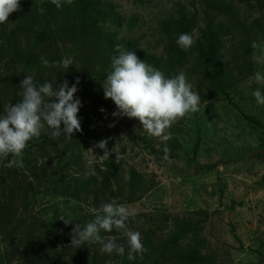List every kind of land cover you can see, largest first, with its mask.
<instances>
[{"label":"rangeland","instance_id":"374dc122","mask_svg":"<svg viewBox=\"0 0 264 264\" xmlns=\"http://www.w3.org/2000/svg\"><path fill=\"white\" fill-rule=\"evenodd\" d=\"M110 1L121 18L118 24L106 23L105 29L115 32L117 40H138L140 50L164 59L168 42L164 23H176L182 12L191 14L194 40L205 25L204 0ZM226 1L234 5L236 17L244 23L254 21L264 26V4L256 0ZM216 14L230 29L220 36V47L223 68L233 85L226 94L204 100L201 91L210 83L203 77L198 53L189 51L180 71L199 93L201 103L197 112L187 114L167 130L168 141L150 137L137 118L112 116L116 105L104 97L102 88L111 68L104 78L101 72L93 81L79 79L76 95L83 105L79 114L88 113L101 140H107L106 152L95 147L101 140L80 136L81 131H76L77 137L73 134L74 140L65 148L64 177L71 185L75 182L73 178L86 181L91 176L89 160L92 167L104 168L103 162L113 155L122 163L125 179L129 177V169L135 168L152 188L134 194V200L130 196H113L109 200L103 197L96 200L92 195L79 198L61 188L34 191V196L32 193L29 196L30 208H25L18 199L20 207L11 224L3 227L0 220V264H22L23 259L34 260L38 254L54 261L61 257L66 264H73L78 251L91 264H115L117 255L102 253L99 244L79 248L71 245L75 223L83 227L94 216L93 208L99 209L101 204L112 200L130 210L128 228L139 231L142 240L148 228L160 227L155 242L167 237L171 222L160 225L162 215L169 219L205 217L199 236L205 241L202 252L210 258V264H264V127L247 118L254 116L264 123V106L257 105L252 96L256 85L250 80L256 71H264V66L253 62L252 54L246 50L248 44L252 53L259 52L264 49V40L247 35L230 15ZM253 43L257 45L255 49ZM22 157L23 154L17 161L20 171L25 169ZM2 166L0 160V172ZM8 202V192L0 189V205ZM66 214L73 221L70 225L60 219L67 218ZM26 216V224L15 228L19 219ZM49 227L56 238L66 229L67 238L59 237L57 241ZM102 236L122 239L127 247L124 233L118 237L114 233Z\"/></svg>","mask_w":264,"mask_h":264},{"label":"trees","instance_id":"16d2710c","mask_svg":"<svg viewBox=\"0 0 264 264\" xmlns=\"http://www.w3.org/2000/svg\"><path fill=\"white\" fill-rule=\"evenodd\" d=\"M256 1L264 4V0ZM61 2L62 7L58 8L52 0H21L20 9L10 15L9 22L0 25V112H3L4 106L19 101L22 91L20 82L25 75L33 76L38 85L46 81L51 82L54 88L65 80L70 84L74 83L76 78L93 81L101 72L104 78L107 69L111 68L112 57L118 55L117 45L134 51L141 60L158 68L168 77L178 74L189 51L197 52L203 77L210 83L206 90L201 91V96L204 100H210L226 94L227 89L233 85V80L223 68L220 47V36L230 29L217 18L216 13L230 15L237 23L236 26L244 29L247 35L256 40H264V26L254 21L249 25L241 21L236 17V9L230 1L204 0L205 25L200 27V34L190 49H181L176 40L181 33L191 34V14L182 12L176 23L163 24L168 35L165 45L167 57L164 59L140 50L138 40H117L115 32L105 29L106 23L118 24L121 18L110 0H72L70 4L64 0ZM211 11L216 13L212 15ZM246 50L252 54L250 45H246ZM64 57L74 60L73 68L66 73L64 71L67 70L57 64ZM42 58L49 61L48 66L41 62ZM76 66H79V69H76ZM248 67L251 69V65ZM5 69L6 73L3 72ZM78 117L81 122L80 136L101 140L102 137L92 124L88 113H78ZM247 118L252 123L264 127V123L256 117ZM73 134L76 138V132ZM72 140L73 136L66 138L62 134L52 137L42 132L40 137L30 140L23 151L22 161L25 169L22 168L21 171L17 162L20 157L16 158L12 167H6L7 160L0 159L3 160L0 189L6 190L9 196V202L0 205L3 227L11 224L12 217L16 215L15 212L20 207L17 200L28 209L31 206L29 196L37 190L51 192L50 190L61 188L64 193L79 198L92 195L96 200L100 197L109 200L113 196H130V200H134V194L145 193L152 188L135 168L129 169V177L125 179L123 165L113 155L103 162L104 168L96 166V174L86 181L73 178L74 185L69 184V180L64 177L63 157L65 148L70 146ZM204 219L205 217L178 216L169 219L162 215L160 225L171 222L167 237L155 242L154 236L158 234L160 227L148 228L144 231L143 238L147 252L142 257L137 255L134 260H129L125 246V255H117L115 264H210V258L202 252L205 241L199 236ZM27 220L28 216L21 217L15 228H21ZM48 230H51L50 227ZM50 232L51 236L56 238L54 231ZM103 233H114L118 237L124 231L113 229L110 233L101 234ZM59 237L64 240L67 238L66 229L58 235L57 241L60 240ZM117 242L124 244L122 239H117ZM87 259L78 251L73 257V264H91ZM21 263L66 264L64 258L60 257L54 261L43 254L36 255L34 260L23 259Z\"/></svg>","mask_w":264,"mask_h":264},{"label":"clouds","instance_id":"9594fccd","mask_svg":"<svg viewBox=\"0 0 264 264\" xmlns=\"http://www.w3.org/2000/svg\"><path fill=\"white\" fill-rule=\"evenodd\" d=\"M59 8L61 0H52ZM72 3V0H64ZM21 0H0V25L9 22L13 12L20 9ZM177 45L184 50L194 44V37L189 33L179 34ZM257 45L253 43L255 49ZM118 55L111 60V71L102 84L104 97L111 99L116 105L114 117L137 118L143 129L150 137H158L163 141L170 139L168 129L179 119L189 113L199 110L201 97L193 90V84L188 81L183 71L171 77L158 68L141 60L134 51L116 46ZM251 59L258 65L264 66V49L253 52ZM41 62L48 66L49 61L42 58ZM58 66L68 72L74 66L71 57H64L57 62ZM79 69V66L75 67ZM256 87L252 90L257 105L264 106V71H256L250 78ZM80 81L69 83L65 80L53 87L51 82L37 84L33 76L25 75L20 82L22 89L20 99L15 104L4 106L0 112V159H6V167H12L16 158L20 157L28 142L41 136L42 132L52 137L62 134L71 138L73 133L81 129L78 117L83 106L76 95ZM103 112L104 109H101ZM63 125V127H61ZM107 140H101L95 147L105 149ZM104 152V154H105ZM11 159H8V158ZM85 159H88L85 154ZM88 174L95 175V168L89 160ZM94 219L83 227L75 223L71 234V245L75 248L85 244H99L100 251L108 255L115 253L124 256L125 245L114 238H105L102 232H112L113 229L124 231L127 241V258L134 260L137 255L143 256L147 249L144 247L141 233L128 228L132 213L124 205L115 200L101 204L99 209L93 208ZM61 216L65 225L73 223L71 217Z\"/></svg>","mask_w":264,"mask_h":264}]
</instances>
